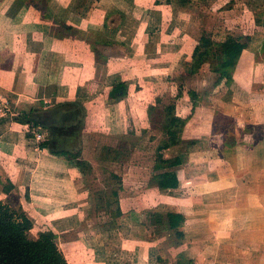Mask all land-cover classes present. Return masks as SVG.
Masks as SVG:
<instances>
[{
    "label": "crops",
    "instance_id": "0c3cea01",
    "mask_svg": "<svg viewBox=\"0 0 264 264\" xmlns=\"http://www.w3.org/2000/svg\"><path fill=\"white\" fill-rule=\"evenodd\" d=\"M183 1L0 0V177L58 220L81 210L74 171L67 152L33 146L30 126L57 127L64 114L73 115L64 127L83 121L95 86L109 98L119 83L131 89L128 74L145 71L141 65L162 72L155 82L183 85L174 105L186 122L181 139L191 143L172 169L180 187L143 186L130 197L152 199L184 223L157 238V224L149 231L137 215V237L126 244L96 237L89 247L67 238L69 264H264V0ZM204 34L219 48L229 39L246 44L231 81L206 64L199 83L188 84Z\"/></svg>",
    "mask_w": 264,
    "mask_h": 264
},
{
    "label": "rangeland",
    "instance_id": "374dc122",
    "mask_svg": "<svg viewBox=\"0 0 264 264\" xmlns=\"http://www.w3.org/2000/svg\"><path fill=\"white\" fill-rule=\"evenodd\" d=\"M194 11L197 10L194 9ZM183 17H178L175 23L180 22ZM162 21L164 25L167 19ZM160 27L162 33L164 27L161 24ZM194 30L199 33L200 37L201 30L200 32L196 28ZM195 32L193 37L197 39L198 34L196 35ZM216 63L217 60L214 59L206 64L213 72V69L218 67ZM131 67H136L135 61ZM142 67L145 71H139L138 74L135 68L134 71L130 70L128 78L132 87L130 89L128 84V94L121 99L112 100L107 97L108 90L100 83L101 77H98L97 82L100 84L90 91L94 103L89 104L90 101L86 97L85 103L88 105L81 104L85 113L89 112V114H84L83 121L66 127L62 125L52 127L53 129L50 125H46L48 129L41 127L40 133L44 135L43 140L31 142L33 146H39L40 149L45 148L49 152L68 153L66 156L70 160L71 170L74 171L70 177L74 180L76 189L79 190L78 195L81 202V210L77 216L58 220V217H52L39 211L32 202L31 193L23 187L17 190L11 189L6 193V189L11 187L10 180L6 175H1L0 201L16 210L23 209L26 212L33 221L30 238H37L40 232L53 230L63 254L71 251V249L67 250L63 244V240L67 238L79 240L80 243L85 246L89 245V247L96 243V237L106 243L126 244L127 240L132 241L130 239L137 237L135 234L137 232L132 231L135 229L134 225H137V215L149 231L155 229L157 224L160 231L155 235L157 238L168 236L165 211L155 206L157 203H153L152 199L132 201L131 197L137 198L143 186H146V189L154 188L156 185L153 181L154 171L156 174L163 171L159 167L156 172L155 169L159 163L178 156L186 158L187 147L191 143L189 140L181 141L178 146L169 149L163 148L169 141L165 133L169 123L167 107L175 104L177 96L182 94L183 85L179 82L177 86L181 85L182 90L177 87L172 90L167 83L153 81V78L158 80L155 76L162 72L155 70L153 73L150 65L149 67L141 65ZM191 74L193 75L192 78H188V84L196 86L202 74L200 70ZM138 82L140 84H137ZM33 137L36 139L35 136ZM35 162L29 160L28 164L33 163V166H30L32 170H35ZM163 166L167 167V164ZM186 173L189 174V172ZM114 175L122 179V185L125 187L124 190L122 187V192L120 191L122 199L124 197L122 204L125 213L119 217L116 206L113 204L109 206L113 200L112 190L120 187V180ZM126 194L129 196L125 197ZM145 236L146 240L152 238L151 235ZM165 252V257H163L169 260L168 253ZM70 259V257L66 258L67 261Z\"/></svg>",
    "mask_w": 264,
    "mask_h": 264
},
{
    "label": "trees",
    "instance_id": "16d2710c",
    "mask_svg": "<svg viewBox=\"0 0 264 264\" xmlns=\"http://www.w3.org/2000/svg\"><path fill=\"white\" fill-rule=\"evenodd\" d=\"M245 48L246 44L229 39L224 48L216 49L211 37L204 34L194 51L192 72H198L204 64L216 59L218 67L214 68L213 72L231 81V71L235 68ZM127 94V85L119 83L114 86L110 98L121 99ZM192 98H195L194 93H192ZM167 111L169 123L165 133L169 141L164 145V149L178 146L181 143V134L186 124L184 120L176 116L175 105L167 107ZM162 163L167 164V167H164ZM182 163L183 158L178 156L158 164L156 172L159 167L163 171L154 175L153 181L159 190L168 192L180 187L179 177L172 169L181 166ZM114 177L120 180V187L112 190L113 200L109 206L111 204L116 206L119 217L122 214L119 195L123 185L120 177L116 175ZM11 189H14L12 185L6 189V193ZM166 217L165 225L168 230H177L185 221L184 216L178 213L169 212ZM32 230L33 221L23 209L16 210L0 201V264H69L56 241V234L53 230L40 232L37 238H30L29 234Z\"/></svg>",
    "mask_w": 264,
    "mask_h": 264
},
{
    "label": "built area",
    "instance_id": "2783aa9c",
    "mask_svg": "<svg viewBox=\"0 0 264 264\" xmlns=\"http://www.w3.org/2000/svg\"><path fill=\"white\" fill-rule=\"evenodd\" d=\"M36 125H31L30 126V131L32 132V134L35 136L36 140L39 142L40 140H43L44 135L42 133H40V127H37ZM36 129V130H35Z\"/></svg>",
    "mask_w": 264,
    "mask_h": 264
},
{
    "label": "flooded vegetation",
    "instance_id": "af4514ba",
    "mask_svg": "<svg viewBox=\"0 0 264 264\" xmlns=\"http://www.w3.org/2000/svg\"><path fill=\"white\" fill-rule=\"evenodd\" d=\"M71 111H72V110H71ZM70 118H73V115H70V114H64L63 117H62V119H61L62 121H61L60 123H58L59 126H60V125H65L66 123H68L67 120L70 119ZM51 127H53V126H51ZM48 135H49V134H48Z\"/></svg>",
    "mask_w": 264,
    "mask_h": 264
}]
</instances>
